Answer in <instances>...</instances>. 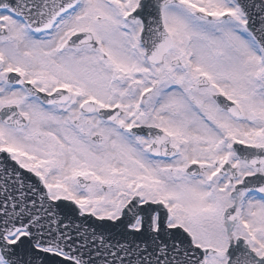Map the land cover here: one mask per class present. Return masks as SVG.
I'll return each instance as SVG.
<instances>
[{
  "label": "snow or ice",
  "instance_id": "snow-or-ice-1",
  "mask_svg": "<svg viewBox=\"0 0 264 264\" xmlns=\"http://www.w3.org/2000/svg\"><path fill=\"white\" fill-rule=\"evenodd\" d=\"M0 264H264V0H0Z\"/></svg>",
  "mask_w": 264,
  "mask_h": 264
}]
</instances>
